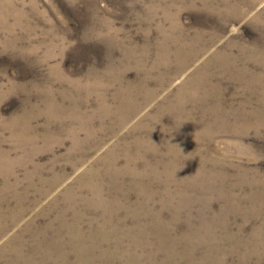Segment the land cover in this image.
Segmentation results:
<instances>
[{
    "label": "rangeland",
    "instance_id": "1",
    "mask_svg": "<svg viewBox=\"0 0 264 264\" xmlns=\"http://www.w3.org/2000/svg\"><path fill=\"white\" fill-rule=\"evenodd\" d=\"M0 264H264V0H0Z\"/></svg>",
    "mask_w": 264,
    "mask_h": 264
}]
</instances>
